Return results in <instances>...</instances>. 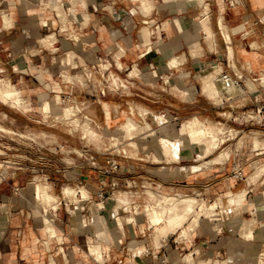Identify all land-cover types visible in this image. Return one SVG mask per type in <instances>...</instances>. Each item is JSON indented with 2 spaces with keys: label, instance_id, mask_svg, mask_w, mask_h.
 Wrapping results in <instances>:
<instances>
[{
  "label": "crops",
  "instance_id": "crops-1",
  "mask_svg": "<svg viewBox=\"0 0 264 264\" xmlns=\"http://www.w3.org/2000/svg\"><path fill=\"white\" fill-rule=\"evenodd\" d=\"M144 2L0 0V76L19 89L28 107L24 113L0 103V112L13 129H30L27 124L18 123L20 120L47 121L42 112L56 100L79 104L102 134L107 130L110 134L118 132V126L125 121L131 122V127L132 121L144 126L149 119L141 117L140 109L160 115L166 122L161 126L151 124L154 135L144 139L140 135L136 139L137 153L127 157L111 149L98 152L81 140L76 144L75 135L69 133L48 132L57 139L54 149L66 145L93 155L98 166L95 169L87 163L66 166L61 171L52 168V164L47 169L37 160L32 143L4 142L7 146L1 148L11 151H2L3 154L23 166L10 169L8 179L0 185V205L7 207L0 210V264H184L182 256L195 250L199 253L193 255L194 264L215 260L257 264V259L264 257V174L256 183H247L254 171L253 162L264 164V148L254 150L252 142L238 148V142H231L240 135H253L264 141V87L257 81V91L246 85L264 74V0ZM205 18L206 32L202 29ZM46 37L52 38L48 47L42 43ZM224 37H229V41ZM197 44L199 48L193 49ZM228 46L232 60L228 58ZM67 57L71 64L63 65L58 60ZM215 68L232 78L239 72L244 92L216 102L204 96L201 78ZM133 70L138 77L128 76ZM77 73L84 80L82 85L63 80V75ZM111 74L119 76L125 87L111 90L107 82ZM194 117L222 126L224 143L200 161L196 159L198 148L189 146L180 150L178 162H166L159 139H176L182 124ZM152 118L155 117H150V121ZM119 132V139L125 143ZM224 150L229 153L225 161L211 162ZM111 163L117 165L116 170L111 169ZM32 165L38 167L36 174L29 170ZM195 165L201 169L185 175L173 173ZM238 170L242 181L234 177ZM35 177L50 185L54 193L59 188L56 197L60 204L51 215L56 237H49L43 225L44 213L36 203L37 197L32 201L35 187L39 186ZM129 181L137 185L147 181L145 184L153 190L177 191L181 196H195L208 203L220 201L225 206L229 194L241 190L247 194L237 210L223 218L219 229L186 239L174 235L159 248L153 245L148 226L135 222L132 227L125 225L122 231H116L108 225L109 242L101 244L99 262L88 252L94 231L90 226L71 223L62 188L68 185L87 190L89 199L82 214L88 218L92 201L104 204L106 193L113 191L114 195L117 187L124 188ZM111 214L103 211L101 216L108 223ZM252 219L254 238L242 241L243 257L236 258V230L241 221ZM133 241L143 246L139 255L130 248ZM247 259H252V263Z\"/></svg>",
  "mask_w": 264,
  "mask_h": 264
},
{
  "label": "rangeland",
  "instance_id": "rangeland-1",
  "mask_svg": "<svg viewBox=\"0 0 264 264\" xmlns=\"http://www.w3.org/2000/svg\"><path fill=\"white\" fill-rule=\"evenodd\" d=\"M142 1V3L145 1V0H141ZM51 3H54V2H51ZM145 3V2H144ZM143 5V4H142ZM146 11H148V10H146ZM58 16L59 17H62V15H61V13L59 12L58 13ZM202 29L206 32L207 31V26H202ZM149 37V36H148ZM193 49H198L199 48V44H197L195 47H192ZM149 50H150V47L148 48ZM148 50V51H149ZM229 58V57H228ZM58 60H62V63H63V65H66V64H71V58L70 57H67V59H64V58H61V59H58ZM229 60H232V59H230L229 58ZM172 61V60H171ZM170 63V62H169ZM176 64H177V60H176ZM176 64H169V66H175ZM76 64L75 63H72V66H75ZM117 65H118V67L119 68H121V64L118 62L117 63ZM137 74V72H136V70H133V71H131V74H130V72H129V74H128V76L130 77V78H135V77H138V74L137 75H135V74ZM220 73H222V71L219 69V68H215L214 70H212V71H210V72H208L205 76H203L202 78H201V86H202V91H203V93H204V96H208L209 97V94H210V97L212 98V100L214 101V102H216L217 101V99H228V98H230V97H232V96H234V95H239V94H241V93H243L244 92V90L246 89L245 88V86H243L242 85V87H241V90L238 88V87H236V91L234 90V88H232V90H230L229 89V91H230V93H229V91H228V94L229 95H227L226 97H223L222 95H216V93H214V91L211 89V88H209V87H205V83H203V82H207V81H209L210 80V83H212V82H216L215 80L216 79H218L219 78V76H220ZM238 74V75H237ZM240 75L241 74H239V72H236V74H235V77L236 78H239L240 77ZM80 75H79V73H77V77H79ZM81 77V76H80ZM263 74L261 75V78L259 79V77H257V78H255L256 80L255 81H257V83H259V85H261L262 87H264V80H263ZM0 78H1V80H3V85H2V83H1V86H4L6 83H8V84H12V83H10L7 79H5V78H2L1 76H0ZM113 78L116 80V82L114 83V84H112V82H113ZM205 78H206V80H205ZM239 79H243L242 78V75H241V78H239ZM205 80V81H204ZM214 80V81H213ZM233 80V79H232ZM120 81V83L122 82V83H125L119 76H116V75H114V74H111L110 75V77L109 78H107V82H108V84H109V87H110V89L112 90V87H113V85H116L118 82ZM212 81V82H211ZM255 81H253V80H250V81H247V83H252L255 87V91H257V89H256V84H255ZM8 84H6V85H8ZM218 84H219V82H218ZM221 85V84H220ZM12 86L13 87H15L16 88V86L14 85V84H12ZM204 86V87H203ZM222 86V85H221ZM207 88V89H206ZM249 89H252L250 86L248 87ZM18 97H19V100H20V105H19V107H13L11 104H3V103H1L2 105H5V106H7V107H9V108H11V109H13V110H16V111H18V112H26L27 110H28V107L25 105V103H24V101H23V99L21 98V95H20V91L18 90ZM236 92V93H235ZM45 101V100H44ZM47 101V100H46ZM65 102L64 103H62V104H60V106H57V110H58V113L57 114H55V113H51L50 112V114H49V112H47L48 110H44V113L42 112V118L43 119H45V120H47V121H41V120H39V121H33L32 123L30 122V123H25L24 121H18V123H20V124H27L28 126H29V128L30 129H13L10 125H9V123H7V121H5L7 118H6V116H5V114L4 113H2V112H0V149H1V146H7V145H4V142L6 143L7 141H10V140H12V141H14V142H12V143H19V144H23V143H33V145L34 144H36V145H38L39 147H41L40 148V150H41V156H43V157H45L46 158V162H49V163H51V164H53V165H55V167H52V168H54V169H56V170H59V171H61V169L63 168V167H69V166H79V165H83V163H87V164H89L90 162H85V160H84V157H85V155H86V157H88V156H92L93 157V155H91L90 153H87V154H85V153H81V148H78V147H72V148H68L66 145L63 147H61V146H58L57 148H55L54 149V145L57 143L56 141H57V139H56V137L53 135V134H51V133H48V132H50V131H54V132H59L60 134L61 133H69V135H75V141H76V144H78V141L79 140H81V139H85V140H81V141H84L85 143H89V145L94 149V150H96V151H98V152H101L102 150H104V149H111L110 151L111 152H113V151H115V152H118V153H121L122 155H126V157H127V155H131V156H133V155H135V153H137V150H138V147H139V143H138V141L136 140L140 135H142L143 134V137H142V139H144L145 137H147V136H152V135H150L152 132H154L153 130L151 131V124L152 125H159V126H161V125H163L164 123H166L165 122V120H164V118L163 117H161L160 115H157V114H154V113H151L150 111H148L147 110V112L146 113H143L144 111L142 110V109H140V115H141V117L143 118V119H149V121L147 122V121H145L144 122V126H140V125H138L137 123H135L134 121H132L130 118H128V119H130L132 122H133V126L129 129V128H126V126H125V124H126V121L124 122V123H122L120 126H118V130L119 131H121L122 133H123V135L127 132V130H128V132L131 134V136H132V138H133V140L131 141V142H134V143H136L137 144V146L138 147H133L134 149H132V147H131V145L129 146V141L127 140V138H126V140L124 139V141H125V143H122L121 142V140L119 139L120 137H119V135H120V132L118 131H116L115 133H109L108 132V130L107 131H104L103 132V134L99 131V129H98V126L97 125H95L93 122H89V121H83V120H79V118L81 119V117L79 116V118H77V114H76V119H78L79 120V123H83V122H87L93 129H94V133H96V134H88L87 132H85L83 129H85L84 127H82L81 125V127L79 126L78 128L76 127V131H72V128L71 127H69L68 125H71V126H73L74 127V125H72V124H70V123H68L67 124V122H69V120H66V122H65V120H62L63 118H62V116L60 115V107H66V106H69V105H72L69 101H67V100H64ZM49 102V101H48ZM54 102V101H53ZM42 104H43V102H42ZM41 104V105H42ZM52 104H54V103H52ZM55 106V105H54ZM79 106V105H78ZM49 109H51L52 108V105H48L47 106ZM80 107V106H79ZM16 108V109H15ZM81 108V107H80ZM45 112H46V114H45ZM54 115V116H53ZM150 117H155V118H152V121H150ZM62 118V119H61ZM160 119V120H159ZM60 120H62V121H60ZM200 120V119H199ZM51 121H53L52 123H51ZM92 121V120H91ZM200 121H202V120H200ZM187 122V121H186ZM204 122V125L205 126H209L208 124H212L213 125V123H209V122H206V121H203ZM185 123V122H184ZM147 125L149 126L148 128H147ZM212 125H210V126H212ZM214 127L213 128H215V130L217 129V131H215V137H217V138H219V140L220 141H218V139H217V147H216V149H213V150H208L207 151V153H214L219 147H220V145H222L223 143H224V141H225V137L223 136V134H224V130H223V128H222V126H220V125H217V124H214L213 125ZM48 127V128H47ZM49 127H54L53 129H51V128H49ZM54 129H56V130H54ZM29 131L28 133L27 132H25V131ZM181 130V129H180ZM221 130V132H219ZM218 132V133H217ZM83 133H84V135H83ZM99 133V134H98ZM43 134V135H42ZM15 135V136H14ZM100 135V136H99ZM104 135H106V136H104ZM59 136H62V135H59ZM95 136V137H94ZM134 136V137H133ZM243 135H240L239 137L237 136V138H235L233 141H231V142H233V144H235V143H237L238 142V144H237V147L238 148H240V147H242V145H249V144H251V142H252V146H253V143L254 142H257L258 141V147L257 148H254V150L255 149H261V147L262 148H264V141H260V138H259V140H258V137H255V136H253V135H249V136H243V138H241ZM124 138H125V136H123ZM61 138H63V137H61ZM97 138V139H96ZM101 138V139H100ZM116 138V139H115ZM140 138V137H139ZM113 139V140H112ZM115 139V140H114ZM264 138H261V140H263ZM65 140V139H64ZM208 140V139H207ZM114 141V142H113ZM115 141H117L116 143H117V145H116V143H115ZM127 141V142H126ZM114 143L116 146H113V145H111V143ZM120 142V143H119ZM259 143H261L263 146H261V144L259 145ZM60 145V144H59ZM219 145V146H218ZM159 146H161V143H159ZM161 148V151H162V153H163V155L165 156V159H166V162H178V161H176L172 156H170V154H167L166 152H164L163 151V148H162V146L160 147ZM209 151H211V152H209ZM205 154V157H207L208 155H210V154ZM89 154V155H88ZM220 156H221V158H220ZM205 157H201V158H199V159H197L198 161H200V160H202V159H204ZM223 157V158H222ZM229 157V153L226 151V150H224V151H222L220 154H219V156H218V158H215L214 160H213V162L215 161V162H223V161H225L227 158ZM33 160V159H32ZM263 161H264V159H262ZM34 161V160H33ZM56 161V162H55ZM263 161H261V162H263ZM96 162V161H95ZM258 164H257V163ZM49 163L47 164V165H45L46 166V168L47 169H49ZM255 164V166L253 167V170H254V168H255V170L253 171V172H255V173H252V175L250 174L249 176H248V180H247V183H248V185H252V184H254V183H256L257 182V180L260 178V176H262L263 174H262V172L263 171H261V175L260 176H258L259 174H260V171L259 170H257V166H262L263 165V163H259L257 160H255L254 162H253V164L252 165H254ZM48 166V167H47ZM264 166V165H263ZM98 167V166H97ZM194 167V168H193ZM198 169H197V168ZM45 168V169H46ZM187 168L190 170H192V168L194 169V170H187ZM201 169V166L200 165H195V166H191V167H182V168H179V169H176L173 173H174V175H185V174H190V173H194V172H196V171H199ZM188 172H187V171ZM258 171H259V173H258ZM186 172V173H185ZM238 173H240V170H238V171H236V173L235 174H238ZM257 173V174H256ZM43 174H45V173H43ZM243 174V173H242ZM255 174L257 175V176H255ZM255 176V178H254V176ZM240 178H237V180H243V177L242 176H239ZM252 177L254 178V181H253V179H252ZM35 179V182H37L36 183V185H39V188L41 187V186H46V187H48L49 188V192H50V194H52V195H54V196H57V194L59 193V188L57 189V192L56 193H54L53 191H52V187L50 186V185H48V184H46V183H41V182H39L38 181V178L37 177H35L34 178ZM251 179V180H250ZM145 182H147V181H145ZM145 182H143V183H139L138 185L135 183V184H133V183H131L130 181H129V183H128V185H125V187L124 188H116V190H114V195H113V191H111L110 193H106L105 194V198L103 199V200H107L104 204L103 203H100V202H91L88 206L90 207V209L88 208V212H89V216H88V218L86 219V224H87V226H90L89 225V222H90V220H92L94 217L93 216H96V215H94V214H92V211H93V209H94V207L97 205V204H102L103 206H104V209H102V210H99L97 213L99 214V217L104 221V223L107 225V228H108V225H110V226H112L113 228H114V225H113V222H112V220L114 219V218H120V217H123V218H125V219H132L133 218V220H131V223L128 225L129 227H132V225L135 223V222H137V223H139V226H145V227H149V231H148V234H150V236L152 237V242H153V245L156 247V248H159L161 245H163V243H165L166 241V239H165V236L164 237H162L161 235V238L159 237V236H157V235H159V234H161L162 232L161 231H159V230H157V231H154L155 230V226L153 225V223H152V221H151V212H152V208H154L157 212L159 211V210H161L162 208H165L164 206L165 205H163V203H161L160 202V198L161 197H167V198H177V199H184V200H189V201H193V206H194V208L193 209H195V210H193V212H191L188 216H187V218H185L186 220L185 221H183L184 223H182L181 224V226L178 228V229H175L176 231H175V234H174V231H173V233H170L169 231V233H168V235H167V239H169V238H171L172 236H174L175 235V237L177 238L178 237V239H186L187 237H189V238H191V237H194L195 235H198L199 233H207L206 231H209V230H211V228H212V230L211 231H214V230H216V229H219L220 227H221V225H222V222H223V218H226V216H228L229 215V212H233V211H236L237 210V208H232V207H230V205H229V199H227V204H226V206L227 207H225V204L223 203V204H221V202L220 201H216V202H214V203H208V202H205L204 200H201V199H199V198H197V197H195V196H181L180 195V193L179 192H177V191H174V192H170V193H168L167 191H163L162 189L160 190H153L152 189V186H147L146 184H145ZM61 184V183H60ZM41 185V186H40ZM59 186H61V185H59ZM64 187H72V189L74 190H79V188H82V187H77V186H68V185H65V186H63V188ZM154 187H156V189H157V185H155ZM35 188H38V186L37 187H35ZM34 191H35V189H34ZM242 191V192H241ZM241 191H239L240 192V194H239V192H237L236 194L235 193H231V194H229V198L232 196L233 197V194L234 195H242V196H246V194H247V191L246 190H241ZM246 192V193H245ZM35 193H36V191H35ZM127 194V195H126ZM149 194V195H148ZM150 194H151V196H150ZM175 194H177V195H175ZM244 194V195H243ZM118 195V196H117ZM121 195V196H120ZM123 195H124V197H123ZM231 195V196H230ZM126 196H128V197H126ZM35 197H37L36 198V201H38V205L42 208L43 207V204H42V201L40 200V198H39V196H38V194L36 193V196L34 195L33 196V198H32V201H35L34 200V198ZM119 197V198H118ZM126 197V198H125ZM245 198V197H244ZM123 199V200H122ZM125 199V200H124ZM122 201V202H121ZM195 201V202H194ZM68 202H70V201H68ZM151 202V203H150ZM154 202V203H153ZM58 203H59V201H58V199H57V208H58ZM157 203V204H156ZM204 203V204H203ZM34 204H35V202H34ZM36 204V205H37ZM93 204V205H92ZM156 204V205H155ZM209 204V205H208ZM213 204H216V207L214 208V210L212 211V212H209L208 210H207V208H209L211 205H213ZM95 205V206H94ZM162 205V206H161ZM200 205V207H198ZM157 206H158V209H157ZM195 206H196V208H195ZM202 206V207H201ZM209 206V207H208ZM91 207H93V209H92V211H90L91 210ZM146 207V208H145ZM156 207V208H155ZM160 207V208H159ZM198 207V208H197ZM220 209H219V208ZM203 208V209H202ZM147 209V210H146ZM149 209V210H148ZM150 209H152V210H150ZM199 209H201V212H200V210ZM103 211H107V213H112L111 214V221L110 222H106V219L104 218V217H102L101 216V213L103 212ZM120 211H123L124 212V214H121L120 213ZM203 211L205 212H209V213H203ZM215 211V212H214ZM150 212V213H149ZM160 212V211H159ZM161 212L163 213L164 212V210L162 209L161 210ZM160 212V213H161ZM197 212V213H196ZM147 213V214H146ZM193 213V214H192ZM195 213H196V215H201L200 217L199 216H197V221H196V224H197V226L195 225V227H190V226H192V221H193V219H195L194 217L196 216L195 215ZM199 213V214H198ZM210 213H213V214H217L218 215V218H219V223H217V221H215V222H210L209 221V219H208V216H210V215H208V214H210ZM92 214V215H91ZM150 214V215H149ZM166 214H168L167 212H165V214L163 213L162 215H163V217L164 218H167V216H168V218H169V215H167L166 216ZM192 214V215H191ZM207 215V218H206V215ZM220 214V215H219ZM46 215V214H45ZM112 215H114V216H112ZM191 215V216H190ZM195 215V216H194ZM203 215H205V216H203ZM49 219H51L52 220V224H53V226H54V228H55V223H54V220L51 218V215H49V214H47L46 215ZM92 216V217H91ZM98 216V215H97ZM116 216V217H115ZM150 216V217H149ZM189 217V218H188ZM205 217V218H204ZM89 218H90V220H89ZM43 219V218H42ZM150 219V220H149ZM73 219H72V217H71V223H73V221H72ZM206 220H208V221H206ZM253 221H252V223H251V225H250V231H251V234L248 236V237H246V236H243V234H242V232L240 231V233H239V231L238 230H241V229H243V226H244V224L246 223V221H241V222H244L243 224L240 222L239 223V226H238V228H237V230H236V232H237V234L239 235V239L238 240H236L235 242H234V254H235V256H236V258H242L243 257V251H242V241L243 240H245V241H249V240H252L253 238H254V224H255V219H252ZM189 221V222H188ZM199 221V222H198ZM251 221V220H250ZM208 222H210V223H208ZM247 222H249V221H247ZM254 222V223H253ZM189 223V224H188ZM212 223V224H211ZM163 224V225H162ZM165 224H166V219H163V222L159 225V227H164L165 226ZM188 224V225H187ZM215 224V225H214ZM220 224V225H219ZM253 224V225H252ZM153 225V226H152ZM162 225V226H161ZM210 225V226H209ZM213 225V226H212ZM240 225H241V227H240ZM183 226V227H182ZM215 226H217V227H215ZM220 226V227H219ZM158 227V228H159ZM191 228V229H189V228ZM215 227V228H214ZM252 227V228H251ZM187 228V229H186ZM241 228V229H240ZM115 229V228H114ZM116 231H122L121 229H119V230H117V229H115ZM182 230H184V231H186V232H184V231H182ZM193 231V232H192ZM158 232V233H157ZM192 232V233H191ZM233 234H234V232H232ZM157 234V235H156ZM189 234V235H188ZM164 235V234H163ZM120 236V235H119ZM156 236V237H155ZM240 236H242V237H240ZM157 237H159V238H157ZM153 238H156L155 239V241L153 240ZM159 239V240H158ZM157 240V241H156ZM165 242H164V241ZM157 243V244H156ZM138 247H140L139 249H138ZM130 248H131V250H132V252L134 251V255H138L139 253H141L142 251L141 250H143V246L141 245V244H138L137 242H135V241H133V242H131L130 243ZM138 249V250H137ZM138 251V252H137ZM137 252V253H136ZM136 253V254H135ZM193 253H195V254H198L199 253V251L198 250H195L194 252H190V254H193ZM189 253H187V255H188ZM194 255V254H193ZM92 257H94L95 258V256H92ZM183 258H185V256H183L182 257V259ZM194 258V257H193ZM184 260V264H186L185 262V259H183ZM223 261H226V260H222V261H220V260H215L213 263H209L208 261H206V262H204V263H202V264H221ZM247 261L249 262V263H252V259H247ZM257 264H263L264 263V257H260V258H258L257 259ZM216 262V263H215ZM193 264H194V260H193Z\"/></svg>",
  "mask_w": 264,
  "mask_h": 264
},
{
  "label": "bare ground",
  "instance_id": "bare-ground-1",
  "mask_svg": "<svg viewBox=\"0 0 264 264\" xmlns=\"http://www.w3.org/2000/svg\"><path fill=\"white\" fill-rule=\"evenodd\" d=\"M207 23H208V20H207V18H205V20L202 22V26H207ZM221 26V25H220ZM208 28V27H207ZM225 39H226V41H229V37H224ZM42 43H43V45H45V46H47L48 47V45H51L52 44V38L51 37H46L43 41H42ZM228 57L230 58V59H232V49H231V47H229L228 46ZM130 74H131V72H130ZM135 74V73H134ZM240 74V73H239ZM135 75H137V74H135ZM238 75V74H237ZM110 77V76H109ZM239 78H241V75H240V77ZM263 80H264V74H263ZM63 80L66 82V83H77V84H80V85H82L83 83H84V80H83V78H82V76L80 77H77V76H70L69 74H66V75H63ZM205 80H206V78H205ZM204 80V81H205ZM214 81V80H213ZM216 82H212V83H210V80L209 81H207V82H203V83H205V87H209V88H211L213 91H214V93H216V95L218 94V95H222L223 97H226L227 95H229L228 94V91H229V89L230 90H232V88H234V90L236 91V86H235V84H234V82H233V80H231V82H223V80H222V78H221V76H219V78L218 79H216L215 80ZM3 82V80H1V78H0V102L1 103H3V104H11L13 107L15 106V107H18V103H19V97H18V88L16 87H13L12 86V84H8V83H6V84H8V85H4V86H1V83ZM116 82V80L113 78V82H112V84H114ZM218 82H219V84H218ZM222 86H221V85ZM2 85H3V83H2ZM246 85H247V87H251L252 89L251 90H253V91H255L254 89V85L252 84V83H246ZM122 87H125V83H120V81L116 84V85H113V87H112V90H118V89H120V88H122ZM204 87V86H203ZM207 89V88H206ZM203 90V89H202ZM252 91V92H253ZM229 93H230V91H229ZM236 93V92H235ZM217 95V96H218ZM209 97H210V94H209ZM211 98V97H210ZM60 104H61V102L59 101V100H56V102H55V104H52V108L51 109H49L48 107H45L44 109L45 110H48L47 112H49V114H50V112L51 113H55V114H57L58 113V110H57V106H60ZM55 105V106H54ZM79 104H77V103H74V104H72V105H69V106H66V107H60V115L62 116V120H65V122H66V120H69V122H67V124L68 123H70V124H72V125H74V127L73 126H71V125H68L69 127H71L72 128V131H76L77 129H76V127L78 128L80 125L82 126V127H84L85 129H83L85 132H87L88 134H96V133H94L95 131H94V129L87 123V122H83V123H79V120H83V121H89L90 123L92 122L91 121V119L89 118V117H87L86 115H84L83 114V112H81V111H83V109H82V107L80 108L79 106H78ZM16 109V108H15ZM81 113V114H80ZM76 114H77V118H79V116L81 117V119L79 118V120L78 119H76L75 117H76ZM54 116V115H53ZM84 117H86V119H84ZM62 120H60V121H62ZM63 122V121H62ZM131 125H132V123L131 122H129V121H127V124H126V127L127 128H130L131 127ZM209 126L207 127V126H205L204 125V122L203 121H200L198 118H192V119H190V120H188L187 122H185V123H183L182 124V127H181V130H180V132H179V136L176 138V139H174V140H169V139H166V138H161V139H159V143H161V146H162V148H163V151L164 152H166L167 154H170V156H172L176 161H179V152H180V150L183 148V147H189V146H194V147H196V148H198V150H199V153H198V155H197V157H196V159H199V158H203V157H205V154L207 153V151L208 150H213V149H216V147H217V139H218V141H220L219 140V138H217V137H215V131H217V129L215 130V128H213L214 126V124L212 125V124H208ZM210 125H212V126H210ZM80 126V127H81ZM149 126L147 125V128H148ZM152 131V130H151ZM219 132H221V130L219 131ZM218 133V132H217ZM99 134V133H98ZM43 135V134H42ZM83 135H84V133H83ZM150 135H154V132H152ZM85 136V135H84ZM100 136V135H99ZM124 136H125V140H126V138H127V140L129 141V146L131 145V147H132V149H134L133 147H138L137 146V144L136 143H134V142H131L132 140H133V138H132V136H131V134L128 132V130H127V132L124 134ZM95 137V136H94ZM134 137V136H133ZM97 139V138H96ZM101 139V138H100ZM116 139V138H115ZM114 139V140H115ZM208 139V140H207ZM81 140H85V139H81ZM113 140V139H112ZM259 140V139H258ZM114 142V141H113ZM111 143V145H113L114 143ZM117 141H115V143H116ZM125 142V141H124ZM127 142V141H126ZM120 143V142H119ZM261 143H259V145H260ZM264 144V143H263ZM116 145H117V143H116ZM115 144L113 145V146H116ZM160 146V147H161ZM219 146V145H218ZM261 146H263L262 144H261ZM258 147V141L257 142H254L253 143V146H252V148L254 149V148H257ZM262 148V147H261ZM135 150V149H134ZM255 150H257V149H255ZM209 152H211V151H209ZM82 153V152H81ZM207 154H211V153H207ZM220 158H221V156H220ZM223 158V157H222ZM211 162H213V161H211ZM215 162V161H214ZM257 163V162H256ZM258 164V163H257ZM264 165V164H263ZM257 166L258 168H257V170H259L260 171V174L258 175V176H260L261 175V171H263L262 172V174L264 173V166ZM255 166V164L253 165V167ZM194 168V167H193ZM192 168V170H194ZM197 168V167H196ZM199 168V167H198ZM197 168V169H198ZM187 170H189L188 168H187ZM186 170V171H187ZM191 170V169H190ZM189 170V171H190ZM191 170V171H192ZM254 170H255V168H254ZM259 171H258V173H259ZM188 172V171H187ZM186 173V172H185ZM252 173H255V172H252ZM252 173H251V175H252ZM257 174V173H256ZM255 174V176H257ZM254 176V175H253ZM255 176H254V178H255ZM261 177V176H260ZM254 178L252 177V179H253V181H254ZM248 180V179H247ZM251 180V179H250ZM41 186V185H40ZM242 192V191H241ZM36 193L38 194V196H39V198H40V200L42 201V204H43V207H42V211H43V213H44V217H43V225H44V227H45V229H46V231H47V233H48V235H49V237H56V232H55V228H54V226H53V224H52V222H51V219H49L46 215L47 214H49V215H52V214H54L55 212H56V210H57V197L56 196H54V195H52V194H50V192H49V188L48 187H46V186H41L40 188H39V186H38V188L36 189ZM246 193V192H245ZM61 194H62V196H63V199H64V201H65V203H66V206H67V211H68V213L70 214V216L72 217V221H73V225H75V226H78V227H85V226H87V224H86V217L82 214V209H83V206H84V204H86L87 203V201H88V199H89V193L87 192V190L85 189V188H79V190L77 189V190H73L72 189V187L70 188V187H64V188H62V192H61ZM236 194V193H235ZM239 194H240V192H239ZM127 195V194H126ZM149 195V194H148ZM244 195V194H243ZM118 196V195H117ZM121 196V195H120ZM150 196H151V194H150ZM231 196V195H230ZM123 197H124V195H123ZM126 197H128V196H126ZM125 197V198H126ZM245 196H242V195H234L233 194V197L231 196L230 198L228 197V199H229V205H230V207H232V208H238L242 203H243V201H244V198ZM119 198V197H118ZM123 200V199H122ZM125 200V199H124ZM68 201H70V202H68ZM122 202V201H121ZM160 202L161 203H163V205H165L164 207L165 208H162L163 210H164V214H165V212H167L168 214H166V216L167 215H169V218H168V216H167V218H164L163 217V213L161 212V210H159L158 209V206H157V209L161 212H157L154 208H152V209H150V210H152V212H151V221H152V223H153V225L156 227L155 228V230L154 231H157V230H159V231H161L162 233L161 234H159V235H157V236H159L160 238H161V236L162 237H164L165 236V241H168L169 239H167L168 237H167V235H168V233L170 232V233H173V231H174V234H175V229H178L180 226H181V224L182 223H184L183 221H185L186 219L185 218H187V216L191 213V212H193V210H195V209H193L194 208V206H193V201H189V200H184V199H177V198H165V197H161L160 198ZM195 202V201H194ZM37 203H38V201H37ZM151 203V202H150ZM154 203V202H153ZM247 203V202H246ZM157 204V203H156ZM155 204V205H156ZM204 204V203H203ZM227 204V203H226ZM58 205H59V203H58ZM93 205V204H92ZM209 205V204H208ZM95 206V205H94ZM162 206V205H161ZM198 207H200V205L198 206ZM197 207V208H198ZM202 207V206H201ZM209 207V206H208ZM216 207V204H213V205H211L209 208H207V210L209 211V212H212L213 210H214V208ZM225 207H227V206H225ZM103 208V206L100 204V205H96L95 207H94V209H93V207H91V210L90 211H92V209H93V211H92V214H94V215H96V216H93L94 218L92 219V220H90V218H89V220H90V222H89V225H90V227H91V229L94 231V239H92L91 241H89L88 242V252H89V254L91 255V256H95V260H97V261H99V262H101L102 261V248H101V244H107L108 242H109V238H108V235H107V231H108V228H107V225L104 223V221L99 217V214L97 213L99 210H101ZM146 208V207H145ZM156 208V207H155ZM160 208V207H159ZM195 208H196V206H195ZM217 208V207H216ZM7 209V207L6 206H4V205H0V210H2V211H5ZM89 209H90V207H89ZM203 209V208H202ZM147 210V209H146ZM149 210V209H148ZM200 210V212H201V209H199ZM206 212V211H205ZM204 211H203V213H205ZM209 212H206V213H209ZM215 212V211H214ZM150 213V212H149ZM197 213V212H196ZM196 213H195V215H196ZM46 214V215H45ZM91 214V215H92ZM147 214V213H146ZM193 214V213H192ZM191 214V215H192ZM199 214V213H198ZM98 215V216H97ZM150 215V214H149ZM190 215V216H191ZM194 215V216H195ZM202 215V214H201ZM200 214L199 215H196L194 218L195 219H193V221H192V226H190V227H195V225L197 226V224H196V221H197V216H201ZM206 215V214H205ZM205 215H203V216H205ZM208 215H210V216H208V219H209V221L210 222H215V221H217V223H219V218H218V215L217 214H213V213H210V214H208ZM220 215V214H219ZM112 216H114V215H112ZM92 217V216H91ZM116 217V216H115ZM150 217V216H149ZM189 218V217H188ZM205 218V217H204ZM206 218H207V215H206ZM149 219V220H150ZM163 219H166V224H165V226L164 227H159V225L163 222ZM131 220H133V218L132 219H122L121 217L120 218H114L113 220H112V222H113V225H114V228L115 229H121V230H123V228H124V226L126 225V226H128L130 223H131ZM206 221H208V220H206ZM252 221L253 220H251V221H249V222H247L246 221V223L244 224V226H243V229H241V230H238L239 231V233H240V231L242 232V234H243V236H246V237H248L250 234H251V231L253 230H251L250 231V225H251V223H252ZM189 222V221H188ZM199 222V221H198ZM210 222H208V223H210ZM242 224L244 223V222H241ZM254 223V222H253ZM189 224V223H188ZM187 224V225H188ZM212 224V223H211ZM152 225V226H153ZM163 225V224H162ZM161 225V226H162ZM215 225V224H214ZM220 225V224H219ZM253 225V224H252ZM210 226V225H209ZM213 226V225H212ZM159 227V228H158ZM183 227V226H182ZM215 227H217V226H215ZM214 227V228H215ZM220 227V226H219ZM240 227H241V225H240ZM189 228V227H188ZM252 228V227H251ZM157 229V230H156ZM187 229V228H186ZM189 229H191V228H189ZM211 230H212V228H211ZM169 231V232H168ZM182 231H184V230H182ZM184 232H186V231H184ZM193 232V231H192ZM191 232V233H192ZM158 233V232H157ZM164 234V235H163ZM161 235V236H160ZM189 235V234H188ZM239 236V235H238ZM48 237V238H49ZM156 237V236H155ZM159 237H157V238H159ZM240 237H242V236H240ZM155 239L156 238H153V240L155 241ZM159 240V239H158ZM59 241H60V239H59ZM157 241V240H156ZM164 241V240H163ZM164 241V242H165ZM157 244V243H156ZM140 247H138V249H139ZM137 249V250H138ZM142 251V250H141ZM138 252V251H137ZM136 252V253H137ZM133 253H134V251H133ZM135 253V254H136ZM140 254V253H139ZM138 254V255H139ZM193 254H195V253H193ZM193 254H185V255H183V256H185V258H183V259H185V263L186 264H193V260H194V258H193ZM63 256V255H62ZM89 256V255H88ZM182 256V257H183ZM92 258V257H91ZM182 259V258H181ZM182 259V262L184 263V260ZM94 260V259H93ZM52 261V260H51ZM55 262H52V264H54ZM216 263V262H215ZM221 264H228V262L227 261H223ZM264 264V263H263Z\"/></svg>",
  "mask_w": 264,
  "mask_h": 264
},
{
  "label": "built area",
  "instance_id": "built-area-1",
  "mask_svg": "<svg viewBox=\"0 0 264 264\" xmlns=\"http://www.w3.org/2000/svg\"><path fill=\"white\" fill-rule=\"evenodd\" d=\"M220 76H221V78H222V80H223V82H231V80L233 79V82H234V84H235V86L236 87H238L240 90H241V87H242V85L244 86V83L242 82V79H239V78H236V77H234V78H232L231 76H229L228 74H226V73H220ZM261 78V76L259 77V79ZM256 79H254L253 81H255ZM103 93V92H102ZM65 101H62V103H64ZM71 104H74L72 101H69ZM81 112H83V111H81ZM258 113H260V110L258 111ZM81 114V113H80ZM84 119H86V117H84ZM33 144V143H32ZM34 146L36 147L35 148V151H36V155H37V160L39 161V162H42V163H44L45 165H47L49 162H46V158L45 157H43V156H41V150H40V148L41 147H39L38 145H36V144H34ZM1 151H0V185L3 183V182H5L7 179H8V177H9V173H8V171L10 170V169H13V168H22V162H16V161H12V160H10V159H8L4 154H3V152L2 151H5V152H9V151H11L10 149H7V148H1L0 149ZM84 160H85V162H90L89 163V165H90V167H92V168H97V165H96V162H95V160H94V158L92 157V156H88V157H86V155H85V157H84ZM52 164L51 163H49V166H51ZM110 167H111V169H113V170H116L117 169V165L116 164H113V163H111L110 164ZM38 167H36V166H34V165H32L31 167H30V171L32 172V173H34V174H36L37 173V169ZM239 176H241V173H238V174H235L234 175V177L237 179V178H240ZM15 191H17V190H15ZM60 204V203H59Z\"/></svg>",
  "mask_w": 264,
  "mask_h": 264
}]
</instances>
